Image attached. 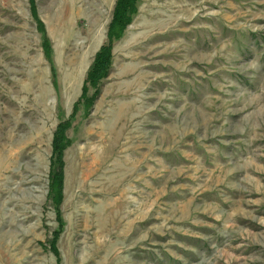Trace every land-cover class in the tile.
Instances as JSON below:
<instances>
[{"label": "rangeland", "instance_id": "rangeland-1", "mask_svg": "<svg viewBox=\"0 0 264 264\" xmlns=\"http://www.w3.org/2000/svg\"><path fill=\"white\" fill-rule=\"evenodd\" d=\"M115 3L0 0V264H264V0H141L93 100Z\"/></svg>", "mask_w": 264, "mask_h": 264}, {"label": "trees", "instance_id": "trees-1", "mask_svg": "<svg viewBox=\"0 0 264 264\" xmlns=\"http://www.w3.org/2000/svg\"><path fill=\"white\" fill-rule=\"evenodd\" d=\"M140 2L141 0H116L112 19L108 26L107 41L101 47L90 71L88 72L87 83L91 89H93V100L95 97H97L99 92L98 88L100 86V82L106 79L111 71V62H113V49L115 44L124 37L135 16L138 14ZM87 92L88 88L85 87V96ZM92 104L93 102H91V99H86L84 108L92 106ZM78 106L79 104L76 105L74 109L76 113L78 112ZM68 127H70V125L67 122L66 126L62 125L58 129L53 142L56 153L58 151L63 152V150L66 149L71 143V140H66L64 135ZM61 156L62 154L58 155L57 159L54 160L51 176V178L54 180V186L56 188L55 201L62 200L61 188L64 178V163L61 159Z\"/></svg>", "mask_w": 264, "mask_h": 264}]
</instances>
